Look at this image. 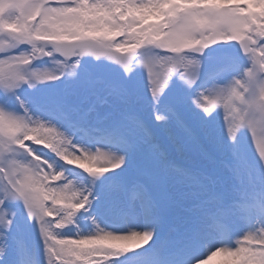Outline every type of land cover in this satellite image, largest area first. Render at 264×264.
<instances>
[{
  "label": "snow or ice",
  "instance_id": "1",
  "mask_svg": "<svg viewBox=\"0 0 264 264\" xmlns=\"http://www.w3.org/2000/svg\"><path fill=\"white\" fill-rule=\"evenodd\" d=\"M50 46L76 64L34 69L53 57ZM88 55L119 71L89 75L59 97H21L25 85L76 77ZM137 68L146 75L133 80ZM252 79L264 80V0H0V264L28 249L9 211L15 201L38 225L47 264H264V203L249 204L242 181L230 196L218 180L170 164L154 131L174 126L215 159L207 140L236 179L250 142L264 169ZM145 99L148 118L134 107ZM121 105L118 119L100 114ZM144 152L148 166L129 177L132 156ZM169 168L192 189L187 216L170 226L153 194ZM82 214L95 229L65 234ZM99 214L126 230L101 227Z\"/></svg>",
  "mask_w": 264,
  "mask_h": 264
},
{
  "label": "rangeland",
  "instance_id": "2",
  "mask_svg": "<svg viewBox=\"0 0 264 264\" xmlns=\"http://www.w3.org/2000/svg\"><path fill=\"white\" fill-rule=\"evenodd\" d=\"M24 50L30 51L28 46H24ZM48 50L53 51L51 47H49ZM55 54L51 58L45 57L42 60L36 61L33 66L34 69H47L59 74L61 72H67L70 70L71 66L77 62V58H75L73 62L65 63ZM57 61L62 63H57ZM65 65H67V67H65ZM118 71L119 69L108 60L95 65L84 66L80 59L79 67L76 69V77L73 78L65 75L59 81L38 84L35 89L29 88L25 85L21 90L20 95L25 100L55 98L62 96L69 87H78L80 82H82L83 79L89 75L102 78L114 75ZM137 75L142 77L146 75V72L142 68H137L136 72L133 73V80L137 78ZM81 99L82 97H76L73 99V102L80 103ZM134 107L140 110L145 118L150 116L149 101L147 99L138 105H134ZM127 109L128 106L121 105L118 108H102L99 111L101 115L110 113L112 119H118L119 114L126 112ZM154 131L156 133L157 140L169 154L170 164H175L193 175L201 177L210 176L218 180L219 183L217 187L222 186L224 191L230 196L234 195V188L237 190L241 189L242 181V189L245 192L246 201L249 204L264 203V169H261L258 157L256 156L255 151L251 148L250 142L246 147L247 163L243 168L240 179H236L224 170L221 163L223 157L216 152L215 146L207 140H204V143L208 148V151L215 156V159L209 158L196 144L187 141L182 133L174 126L155 125ZM169 133H171L174 139H169ZM33 146L42 148V146L38 145ZM147 166V153H136L130 160L127 175L131 178H136L138 169ZM169 173L170 175L167 179V183L155 186L153 194L157 200L160 201L162 214L165 216L167 224L170 226L176 220L187 216L186 209L192 203V201L188 198V194L192 191V189L180 173L173 171L171 168H169ZM9 211L16 214L18 230L27 237L28 249L25 250L22 247L14 249L9 255L8 264H17L16 262L18 256L21 264H47V255L44 251L43 240L39 234V227L38 225H35L33 221L28 219L23 202L15 201L10 203ZM85 216L86 215L82 214L81 217L78 218V228L75 225L70 226V230L67 228V230H64V233L75 235L78 230L84 233L93 231L95 229V225H93L90 217ZM98 218L106 224L103 225L97 219V223H99L101 227L115 229L118 231L126 230L124 222L113 215L99 214ZM252 223L254 224L255 221L253 220ZM132 226L139 227V225ZM40 259H43L42 262ZM213 264H216V262H213Z\"/></svg>",
  "mask_w": 264,
  "mask_h": 264
},
{
  "label": "clouds",
  "instance_id": "3",
  "mask_svg": "<svg viewBox=\"0 0 264 264\" xmlns=\"http://www.w3.org/2000/svg\"><path fill=\"white\" fill-rule=\"evenodd\" d=\"M264 80L252 79L248 85L249 101L252 103V114L259 113L264 117ZM264 141V138H262Z\"/></svg>",
  "mask_w": 264,
  "mask_h": 264
},
{
  "label": "water",
  "instance_id": "4",
  "mask_svg": "<svg viewBox=\"0 0 264 264\" xmlns=\"http://www.w3.org/2000/svg\"><path fill=\"white\" fill-rule=\"evenodd\" d=\"M89 57L87 58V56H86V60L87 61H89V60H91V59H96L95 57H93V56H91V55H88Z\"/></svg>",
  "mask_w": 264,
  "mask_h": 264
}]
</instances>
